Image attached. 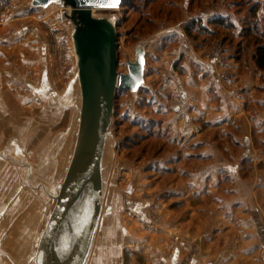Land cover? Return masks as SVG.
I'll return each instance as SVG.
<instances>
[{"label":"crops","instance_id":"1","mask_svg":"<svg viewBox=\"0 0 264 264\" xmlns=\"http://www.w3.org/2000/svg\"><path fill=\"white\" fill-rule=\"evenodd\" d=\"M240 1L159 0L146 12L142 27L154 31L138 42L146 57L138 116L157 131L119 122L113 109L103 152L111 167L125 150L117 143L140 136L130 170L138 178L115 226H126L124 245L141 264H264V68L254 59L264 0ZM23 14L0 16V264L33 260L81 119L82 100L71 109L65 88L51 84L38 18ZM251 14L259 33L244 29ZM164 19L168 30L158 32ZM153 208L161 218L152 230ZM101 225L90 264L111 252Z\"/></svg>","mask_w":264,"mask_h":264},{"label":"water","instance_id":"2","mask_svg":"<svg viewBox=\"0 0 264 264\" xmlns=\"http://www.w3.org/2000/svg\"><path fill=\"white\" fill-rule=\"evenodd\" d=\"M52 2L73 8L70 19L82 108L72 158L38 240L34 264H84L101 213L102 157L115 91L139 89L144 80L145 48L138 44L134 59L126 62L127 70L117 71L116 26L95 16L93 9L118 8L123 0H31L37 7Z\"/></svg>","mask_w":264,"mask_h":264},{"label":"rangeland","instance_id":"3","mask_svg":"<svg viewBox=\"0 0 264 264\" xmlns=\"http://www.w3.org/2000/svg\"><path fill=\"white\" fill-rule=\"evenodd\" d=\"M134 6H135V11H132V5L128 6H120L118 8H103V9H93V14L98 17H105L108 20H110L112 23L115 24V30L117 31V46H116V53H117V64L116 68L117 71H126L127 70V65L126 62L127 60H133L134 59V54H135V48L139 44V40H142L141 37L149 33L150 31H154L151 28H143V25H146L143 20H146L148 16L145 11L143 10V6L141 4V0H132ZM240 3L242 4L241 6L247 7L250 4L253 3V0H241ZM159 5L156 4L152 11L154 13L157 10V7ZM56 7V2H52L48 4L47 6L43 7V10H39L40 8H36V12H31L34 16H41L43 14H50L54 8ZM34 10V11H35ZM39 10V11H38ZM15 11V10H14ZM0 16L2 17H7L9 16V13L6 15L5 11L3 8L0 7ZM38 18V17H37ZM157 17L155 16V19ZM46 18L39 19L38 22L32 21L34 23H37L41 27V34L38 37L37 41H41L42 43L45 44L47 47V60L44 61V65L47 68V72L49 75H51V84L58 90L65 88L64 94L67 95V103H69L70 108L73 109V107H77L79 105V100H82V89H81V84L79 80V71H78V66L76 63L74 64V71H69V67L71 65V61L67 57V51L69 49V42L67 40H63L62 38H58L57 35L49 28L48 23L45 20ZM263 20V19H262ZM18 21L24 22L25 21L29 22L27 19H19ZM148 22V21H146ZM263 22V21H262ZM22 24V23H21ZM22 25L24 27L25 25ZM141 26H138L140 25ZM20 25V23H19ZM169 25L168 20L164 19L160 22H158L157 26L158 32H163L167 26ZM29 26V25H28ZM162 26H165L163 28ZM260 28L264 29V23H260ZM144 39V38H143ZM146 40V39H145ZM40 51V50H39ZM153 55V53H151ZM150 55V56H151ZM150 60H152V56L150 57ZM68 88V89H67ZM19 92V90H17ZM138 91L136 92H131V91H126L124 89L119 90V94L122 95V97L118 96V102L121 104L119 105L120 110H124L123 113H126L131 116L132 119H138L139 116L141 115L139 113V110H142L138 107L142 104V96L137 94ZM120 97V98H119ZM82 102V101H81ZM173 100L171 101L170 104H172ZM123 103V104H122ZM121 105H125V109L121 108ZM68 111V110H67ZM73 111V110H72ZM142 122H148L149 128H151V133H156V125L154 123V120L151 119L150 121H144L145 118L141 117L139 118ZM127 124V123H126ZM129 125H127L128 127ZM156 130H154V129ZM197 130L199 128L197 127ZM136 135H134V139L136 138ZM132 138V137H131ZM132 140V139H131ZM127 141V140H125ZM153 142V141H150ZM139 144V140L137 141L126 143V142H118L116 145V150H121L124 147V152L121 155L119 152L118 157L114 156V159H117L116 162H112V166L110 167V163L107 162L108 158L105 156L102 157V169H101V182H102V195H101V213L99 217V221L97 224V228L94 232L93 240H92V245L90 248V251L88 253V256L84 262V264H90L91 255L92 252L95 250V246L97 245V241L100 242L99 238L101 235V220H105L108 223L107 228L105 229V233L110 234L107 238L103 240L104 246L106 247L107 245L109 246V249L111 252L107 254H100L99 256V261L100 264H106L105 260H109L110 262L108 264H141V257L137 255L136 252L131 253L130 250L125 247L124 245V228L126 229V226H119L117 228L115 225L116 223V218L119 216V219L121 217L124 218L126 209L129 207L127 204L128 197L126 192L128 191H134V185L137 181L138 175L136 172L133 171L130 172V170L134 169L137 164V158L136 156V150ZM74 149L72 150L73 154ZM107 153V151H106ZM110 153V150H109ZM108 153V154H109ZM120 155V156H119ZM72 156L69 159V162L65 168V171L60 174L59 180L57 184H59L65 177V174L67 172L69 163L71 161ZM131 160V164L128 163V160ZM142 182H144V176L142 179H140ZM133 189H132V188ZM59 191V187L57 185L56 189L53 190L52 194L55 196L57 192ZM51 194V195H52ZM51 196L49 199V206H48V213H47V219L52 211L54 204H55V198ZM111 204V205H110ZM108 206V208H107ZM112 206V208H111ZM113 209V210H112ZM154 209V208H153ZM151 210L150 214V220L146 222L147 227L151 228L152 230L159 224V219L160 213L157 210ZM47 219L44 221L42 224V230L45 226V223ZM40 231V235L41 232ZM113 231H115L113 233ZM113 234V235H112ZM115 234V235H114ZM40 235L36 239V244H35V250L37 247L38 240L40 238ZM112 236V237H111ZM106 237V236H105ZM110 237V238H109ZM108 240V241H107ZM106 242V243H105ZM35 254V251H34ZM29 264H34V256L33 260ZM161 264V263H160Z\"/></svg>","mask_w":264,"mask_h":264},{"label":"built area","instance_id":"4","mask_svg":"<svg viewBox=\"0 0 264 264\" xmlns=\"http://www.w3.org/2000/svg\"><path fill=\"white\" fill-rule=\"evenodd\" d=\"M0 7L4 9L6 15L8 13H12L14 10H23L24 14L22 16L25 18L33 16L31 12H36V8H40L39 10H43V7L33 6L31 0H0ZM72 9L73 8L70 5L56 2V7L50 14H48V16L46 15L47 13L41 16H37L40 20L46 18L45 20L48 23L49 28L57 35V37L69 42L67 57L71 61V65L69 67L70 72L74 71V64L76 63V55L72 41V31L74 28V24L70 19ZM162 27L165 28V26ZM165 88L166 86L164 84L160 85L161 90H165ZM184 106L185 101L181 97L175 96L171 104V108L174 110H180Z\"/></svg>","mask_w":264,"mask_h":264},{"label":"trees","instance_id":"5","mask_svg":"<svg viewBox=\"0 0 264 264\" xmlns=\"http://www.w3.org/2000/svg\"><path fill=\"white\" fill-rule=\"evenodd\" d=\"M158 1L159 0H141V4H142V6L144 7L143 8V10L145 11V13L147 12V10L150 8V9H153V7L158 3ZM130 6V5H132V11H135L136 9H135V6H134V4H133V2H132V0H123V3H122V6ZM255 5L256 4H253L252 6H251V9L252 8H254V9H256V7H255ZM254 9H252V10H254ZM147 14V13H146ZM254 17V14H251V16H249V18L250 19H246V22L248 23V26L246 27V28H244L245 29V31H247V32H251V31H255V32H257V33H259L258 31H257V28L259 27L258 26V24H254L253 25V23H252V21H254L252 18ZM147 21L149 20L148 18L146 19ZM250 23H252V24H250ZM138 26H141V24L140 25H138ZM260 30V29H259ZM261 32H264V31H261ZM262 36L261 37H263L264 36V33H262L261 34ZM262 38H260V40H261ZM263 41L262 42H260L258 45H257V47H256V50H255V52H254V59H255V61H256V63H257V65L259 66V67H262V68H264V39H262ZM119 90L120 89H117L116 91H115V99H114V114L117 116V117H119V122H122V121H128V123L129 124H134V125H141V127L142 128H144V123L141 121V120H139V119H131L130 117H129V115H127L126 113H120V109H119V102H118V96H119ZM124 90H126V91H129L128 89H124ZM138 93L139 94H141V96H142V98H143V100H142V103H144L145 102V92H144V89H142L141 87H139V89H138ZM148 128V130H149V134H151V128H149V126L147 127ZM133 138H134V136L132 137V138H129V137H127V141H125L126 143H130V142H133L134 143V141H137V139L139 140L140 139V136L137 134L136 135V138L137 139H134L133 140ZM132 139V140H131ZM130 140V141H129Z\"/></svg>","mask_w":264,"mask_h":264},{"label":"snow or ice","instance_id":"6","mask_svg":"<svg viewBox=\"0 0 264 264\" xmlns=\"http://www.w3.org/2000/svg\"><path fill=\"white\" fill-rule=\"evenodd\" d=\"M110 6H114V5H110Z\"/></svg>","mask_w":264,"mask_h":264}]
</instances>
